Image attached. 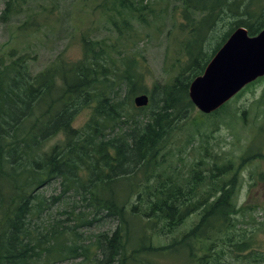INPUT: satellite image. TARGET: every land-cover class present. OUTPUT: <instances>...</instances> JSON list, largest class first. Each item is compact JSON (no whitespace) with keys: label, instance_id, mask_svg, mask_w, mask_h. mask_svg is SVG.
Instances as JSON below:
<instances>
[{"label":"trees","instance_id":"trees-1","mask_svg":"<svg viewBox=\"0 0 264 264\" xmlns=\"http://www.w3.org/2000/svg\"><path fill=\"white\" fill-rule=\"evenodd\" d=\"M11 1L5 0L3 14ZM180 2L189 25L188 74L154 86L144 108L124 102L147 93L135 60L123 57L122 69H108L99 62L104 54L96 43L84 42L81 60L50 64L33 75L24 60L3 64L0 264H158L156 258L176 254L183 256L178 257L182 264H221L219 257L227 252L241 256L231 264L257 260L250 236L244 230L233 232L246 215L236 207L235 180L223 179L233 162L214 165L217 156L206 150L197 164L187 165L184 175L170 158L179 155L182 163L186 140L175 152L168 145L183 127L193 139L217 125L209 119L219 118L227 104L195 123L199 113L190 116L189 84L235 28L244 27L250 36L263 29L264 3ZM224 22L227 30L202 58L204 40ZM107 74L113 83L118 81L116 87L127 90L107 89ZM85 103L94 111L79 131L72 128V117ZM125 107L136 114L128 116ZM57 133L64 135L63 143L43 150V142ZM54 183L46 194L44 189ZM194 214V226L181 231Z\"/></svg>","mask_w":264,"mask_h":264},{"label":"rangeland","instance_id":"rangeland-1","mask_svg":"<svg viewBox=\"0 0 264 264\" xmlns=\"http://www.w3.org/2000/svg\"><path fill=\"white\" fill-rule=\"evenodd\" d=\"M4 5L5 0H0V70L3 64L14 60H24L31 75L50 64L77 62L83 58L86 42L98 44V51L104 54L99 62L108 69L116 66L122 69L124 65L119 60L123 57L134 59L136 72L141 74L140 84L148 96L154 86L160 88L177 74H188L185 46L190 37L189 25L182 16L180 0H14L3 14ZM200 18L196 15V20ZM227 24H220L204 40L202 58L212 52ZM107 78L110 81L107 89L121 88V94L127 90L124 85L116 87L118 81L113 83L111 75L107 74ZM157 96L161 98L160 91ZM133 98H125L124 102L130 100L134 107ZM125 108L128 116L136 114L134 108ZM93 111L88 103L79 107L72 117V128L83 130ZM198 113L194 109L190 116ZM215 118L209 120L217 125L204 131L209 134L203 137L191 139V130L186 127L177 132L168 146L175 152L186 140V149L180 154L182 163L179 155L170 160L172 164L178 161L177 167L184 175L187 165L197 164L206 150L217 156L212 161L214 165L223 160L233 162L231 173L223 179L235 180L236 207L243 208L246 214L242 218L238 214L240 221L233 232L239 235L244 230L250 236L252 256L258 254L256 263L251 264H264L260 261L264 260V77L240 91L227 103L220 117ZM202 121L200 114L194 122ZM63 140L61 133L51 135L43 142L42 149L46 151ZM54 185L46 186V194L52 192ZM197 219L198 215L194 214L183 222L180 230H190ZM174 257L156 258V261L182 264L178 258H183L181 254ZM240 257L227 252L219 258L221 264H231Z\"/></svg>","mask_w":264,"mask_h":264},{"label":"water","instance_id":"water-1","mask_svg":"<svg viewBox=\"0 0 264 264\" xmlns=\"http://www.w3.org/2000/svg\"><path fill=\"white\" fill-rule=\"evenodd\" d=\"M264 75V28L251 37L236 28L207 63L202 75L189 85L190 101L203 113L217 110L245 85ZM137 107L148 102L146 95L133 100Z\"/></svg>","mask_w":264,"mask_h":264}]
</instances>
